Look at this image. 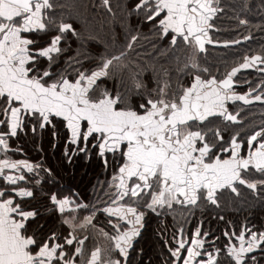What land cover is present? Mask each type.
Masks as SVG:
<instances>
[{
  "label": "snow or ice",
  "instance_id": "snow-or-ice-1",
  "mask_svg": "<svg viewBox=\"0 0 264 264\" xmlns=\"http://www.w3.org/2000/svg\"><path fill=\"white\" fill-rule=\"evenodd\" d=\"M102 4L111 11L109 0ZM53 9L52 0H0V264H130L149 212L175 219L176 206L219 207L224 192L239 195L241 186L264 198V125L233 130L241 121L229 108V102L264 103V91L258 92L264 80L238 93L234 79L247 69L264 75V52L244 55L222 76L201 65L206 44L219 43L210 35L218 0H134L129 17L135 13L140 26L151 24L160 40L172 48L183 45L188 53L178 70L187 79L177 78L175 87L165 80L151 90L136 81L135 98L119 87L110 89L107 81L129 69L141 33L96 59H81L77 52L61 66L67 51L61 42L68 33L77 39L80 34L69 22L57 23ZM49 32L44 46L33 39ZM29 124L33 132L62 125L76 150L89 153L91 143L106 169L111 154L113 175L102 189L106 200L99 194L95 203L75 192L46 194L50 205L44 207L60 214L66 234L32 227L40 209L28 201L43 183L40 173H52L9 156L11 139ZM81 213L86 214L81 218ZM98 215L105 216L110 231L97 227ZM89 229L109 242L90 254ZM223 235L228 239L221 247L202 222L187 236L181 225L163 241L169 253L165 264H221L222 252L229 264L264 261V230L245 224L239 233L225 229Z\"/></svg>",
  "mask_w": 264,
  "mask_h": 264
},
{
  "label": "trees",
  "instance_id": "trees-1",
  "mask_svg": "<svg viewBox=\"0 0 264 264\" xmlns=\"http://www.w3.org/2000/svg\"><path fill=\"white\" fill-rule=\"evenodd\" d=\"M52 2L54 9L50 12L57 23L60 20L69 22L80 34V38L77 39L68 33L61 42V47L67 48L60 57L61 66L64 60L76 56L77 52L80 53L81 59L85 57L96 59L114 47H122L126 45L130 35L138 30L141 35L129 57L131 61L129 69L117 77L115 82L107 81V86L110 89L119 87L122 93L131 92L135 98L136 81H140L151 90L165 80L170 81L175 87L177 78L187 79L178 71L188 54L185 47L183 45L169 47L168 40H160L151 31V24L145 23L140 26L135 13L129 17L134 0H109L111 11L102 4V0H52ZM218 8L219 11L213 18L214 29L210 31V35L219 43L206 44L205 52L200 53V63L207 67L212 75L222 76L225 71L242 62L244 55L264 52V0H218ZM241 20L246 23L241 24ZM52 34L49 32L34 35L33 39L40 42L39 46H44L46 42H50ZM244 36H248L249 39L244 40ZM234 39L241 42L227 47L222 43ZM237 80L242 85V90L249 86L255 88L257 83L264 80V75L255 69L241 70L237 74ZM244 105L240 103L239 108L242 110L243 121L248 122V130L264 125V103L253 101L249 105ZM54 132L56 135H53ZM10 146L12 151L9 156L12 159H27L51 169V177H48L47 173H40L43 183L36 188L35 199L28 201L40 209V216L32 227L39 226L43 232L54 228L61 234H66L64 229L67 226L61 227L59 223L60 214L44 207L46 204L50 205L46 198L50 190L59 191L64 195L79 193L90 203L96 202L97 194L102 199H107L102 189L108 188L106 181L113 175L114 164L111 154L108 155L111 163L106 169L95 149L90 150L89 155L76 150V145L69 142L66 129L62 125L57 124L54 128L49 124L44 129L37 126L33 132L29 124L26 129L19 130L17 137L11 139ZM250 200L255 206L254 216L257 218L259 210L264 212V198L258 199L253 194ZM84 214L86 213H81V218ZM146 218L149 220L145 221L141 235L136 238L134 249L130 251V264H165L169 253L163 241L172 235L173 225L177 221H168L169 214L157 216L147 213ZM96 224L98 228L104 227L110 231L104 215H98ZM108 243L102 234L89 229V239L86 242L88 254L97 244L103 248ZM261 263L264 264V261Z\"/></svg>",
  "mask_w": 264,
  "mask_h": 264
},
{
  "label": "flooded vegetation",
  "instance_id": "flooded-vegetation-1",
  "mask_svg": "<svg viewBox=\"0 0 264 264\" xmlns=\"http://www.w3.org/2000/svg\"><path fill=\"white\" fill-rule=\"evenodd\" d=\"M213 29L214 27L210 31H212ZM234 79L236 80L235 88L238 93H244L248 90V87L242 90V85L238 82L237 77H235ZM240 103L244 104L242 101L229 102V108L233 112V114H238V119L241 121V123L237 125L233 130L243 131L248 130V122L246 123L245 121H243V118L241 116L242 110L241 108H239ZM249 130L251 129L249 128ZM89 149L93 150L91 148V143L89 144ZM101 159L104 164V159ZM108 161L109 163H111L110 159H108ZM252 195L253 193L250 190H248L244 186H241L239 195L231 193L230 190L224 192L219 198V207L203 204L196 208H192L191 206H176L174 213L175 219L173 218V214H169V219L167 220L177 221V223L173 225V231L178 230L182 225L185 230L186 236L189 235L191 231H193L197 227V225L202 222L203 229L205 231H209L212 237H219L218 246L223 247L228 239L223 235L225 229H227L229 232L236 231L237 233H239L241 228L245 224H247L249 227L264 230V222L261 223V221H264V212L257 209L259 210V217L256 218L254 216V213L256 211L254 204L250 200ZM221 216L223 217V220L220 219ZM148 220L149 218L147 219L145 217V221ZM143 228L141 229V232ZM171 238L172 235H169V240H171ZM256 255L258 257L261 256V252L258 250L256 252ZM219 259L221 261V264H229L226 253L222 252Z\"/></svg>",
  "mask_w": 264,
  "mask_h": 264
},
{
  "label": "rangeland",
  "instance_id": "rangeland-1",
  "mask_svg": "<svg viewBox=\"0 0 264 264\" xmlns=\"http://www.w3.org/2000/svg\"><path fill=\"white\" fill-rule=\"evenodd\" d=\"M250 87V86H249ZM249 87H248V89H249ZM248 91V90H247ZM247 91H245V92H247ZM85 177V176H84Z\"/></svg>",
  "mask_w": 264,
  "mask_h": 264
},
{
  "label": "crops",
  "instance_id": "crops-1",
  "mask_svg": "<svg viewBox=\"0 0 264 264\" xmlns=\"http://www.w3.org/2000/svg\"><path fill=\"white\" fill-rule=\"evenodd\" d=\"M0 158H2V157H0Z\"/></svg>",
  "mask_w": 264,
  "mask_h": 264
}]
</instances>
